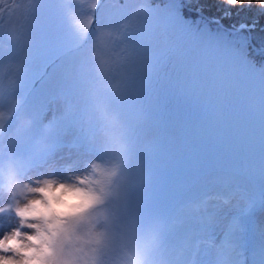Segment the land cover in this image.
<instances>
[{
    "label": "rangeland",
    "instance_id": "rangeland-1",
    "mask_svg": "<svg viewBox=\"0 0 264 264\" xmlns=\"http://www.w3.org/2000/svg\"><path fill=\"white\" fill-rule=\"evenodd\" d=\"M184 2L195 5L100 0L93 13V0H0V70L18 81L0 78V110L12 113L0 236L20 226L15 181L102 166L119 171L91 215L114 255L135 246L146 264H264V50L252 61L246 30H211L200 5L191 24ZM259 21L241 24L264 49ZM94 52L111 58L107 70Z\"/></svg>",
    "mask_w": 264,
    "mask_h": 264
},
{
    "label": "clouds",
    "instance_id": "clouds-1",
    "mask_svg": "<svg viewBox=\"0 0 264 264\" xmlns=\"http://www.w3.org/2000/svg\"><path fill=\"white\" fill-rule=\"evenodd\" d=\"M99 3L93 0L91 7L95 10ZM126 26L125 22L122 27ZM85 28L90 30V24ZM103 35L118 40L123 33L104 29ZM93 55L105 70L111 66L110 57L100 52ZM22 69V64L14 66L15 73ZM4 77L5 86L18 85L15 75L8 77L7 68L0 70V78ZM11 115L0 110V137ZM95 171L97 175L78 174L67 180L45 176L33 177L31 183L15 181L8 191L24 201L14 205L20 226L0 236V264H146V256L135 246L114 255L112 237L93 222L91 213L111 194L109 185L119 170L97 166Z\"/></svg>",
    "mask_w": 264,
    "mask_h": 264
},
{
    "label": "trees",
    "instance_id": "trees-1",
    "mask_svg": "<svg viewBox=\"0 0 264 264\" xmlns=\"http://www.w3.org/2000/svg\"><path fill=\"white\" fill-rule=\"evenodd\" d=\"M195 5L191 4L192 6L196 7V5L204 6L205 13L208 14L209 16H215V17H220L223 22L228 25H238L242 22L250 23L254 20H260L259 25L264 22V5H261L259 7V3L257 0H194ZM264 4V1L262 2ZM215 10H221V11H226L229 10L232 13L236 11L242 12V15L235 16V17H229V18H224L220 15V12H216ZM187 18H191L193 21L195 20L196 15H192L191 13L186 12ZM188 15H192L188 16ZM234 16V15H233ZM205 24H208L210 29L214 30L217 28L220 29V27L215 26V24L207 21V20H202ZM259 31V30H257ZM250 51H253L254 55L260 56L262 53H257L254 49L250 47ZM166 53H170L167 51ZM264 54V53H263ZM262 55L261 57H263ZM256 60V59H255Z\"/></svg>",
    "mask_w": 264,
    "mask_h": 264
},
{
    "label": "water",
    "instance_id": "water-1",
    "mask_svg": "<svg viewBox=\"0 0 264 264\" xmlns=\"http://www.w3.org/2000/svg\"><path fill=\"white\" fill-rule=\"evenodd\" d=\"M212 20H216L215 18H212Z\"/></svg>",
    "mask_w": 264,
    "mask_h": 264
}]
</instances>
